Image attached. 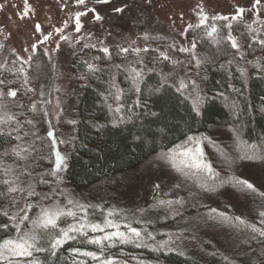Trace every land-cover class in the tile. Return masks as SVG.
<instances>
[{
  "label": "rangeland",
  "instance_id": "rangeland-1",
  "mask_svg": "<svg viewBox=\"0 0 264 264\" xmlns=\"http://www.w3.org/2000/svg\"><path fill=\"white\" fill-rule=\"evenodd\" d=\"M251 3L252 0H109L108 3L88 0L87 8H84L78 6L75 0H27L26 8V0H0V45H3L0 48V64L5 65V68L0 69V80L6 82L5 85H0V89L5 92L10 88L17 90L15 99L5 97V100L22 126L20 135L29 133L20 140L21 146L32 145L30 160L21 164V168L15 170V173L22 181L28 179L25 168L31 170L33 176L37 173L47 175L55 168V151H60L66 163L67 141L71 132L69 121L72 119L76 103L77 85L83 82L82 73L74 69V57L77 56L76 61L83 60L84 52L91 49L100 50L104 46L109 49L147 47L155 51L156 55L160 52L168 53L170 60L165 61L168 63L167 73L176 75V87L180 79L185 80L189 87L183 94L193 102L195 93L192 81H195L197 91L203 97L198 77L200 66L196 63L197 59H202L203 56L201 41L207 37L213 26L222 33L221 26L225 23L209 19L205 25L195 27L199 24L198 6H202L209 17L213 14L230 16L234 13L235 6L250 7ZM93 8L95 13L89 11ZM116 8L124 10L116 12ZM77 11H87V15L81 17L82 29L79 33L75 31L74 14ZM259 11V19L264 20V6ZM97 13L102 19H95ZM256 20L257 16L246 13L239 21H229L235 29L233 35L242 45L238 54L247 60L254 59V55L247 54L246 51L254 42L245 25L250 23L253 28L261 27ZM36 25L40 26V31L36 30ZM188 25L193 27L189 29ZM57 29L63 31L58 32ZM45 35L50 39L45 41ZM261 35L264 36V32ZM61 36L67 39H61ZM145 36L148 37L147 40L144 39ZM209 37L213 40V36ZM33 44L36 45L35 49L32 48ZM86 44L96 47L85 48ZM193 44L195 48H192ZM180 47L189 48L191 51L181 53L178 51ZM173 61L178 63L174 64ZM21 68L23 72L18 71ZM9 81L12 83H7ZM33 103L36 105V112L31 110ZM27 120H32L33 123L27 124ZM15 123L13 121V124ZM2 127L11 130L8 126ZM51 130H55L57 137L54 150L48 147L51 141L47 132ZM191 136L201 139L200 146L204 149L205 159L212 164L219 174L218 177L201 180V174L192 168H184L183 173L178 172L160 159L161 152L150 156L134 169L109 174L81 189L60 183L57 177L60 178L61 170L57 177L51 176L52 184L45 187L38 184L36 191L51 195L52 190H55V200L60 201L62 205L67 203L65 196H70L85 205H100L105 213L115 209L116 212L127 215L130 220L150 221L138 225L134 223L133 226L144 232H152L155 236L166 234L163 239H157L156 236V242L169 240L171 236L167 247L169 249L189 253L202 251L206 240L203 243L202 241L206 233L214 237L216 242H227L231 245L234 243V236L230 235L227 227L218 219L210 218L216 215L211 213V209L240 216L259 226L258 211L264 210V197L239 186L234 187L228 181L232 176H237L251 182L258 192H264V155L256 152L252 159H242L243 153L227 128L211 127ZM60 140L65 143H59ZM183 143H186V139L177 145ZM175 147L176 145L170 150ZM247 151L249 155L253 154V150ZM42 155L44 159H41ZM156 185L161 187L158 189ZM39 198L37 196L30 199L35 204ZM157 199H182L183 203L173 205L172 209L161 208L168 214L164 216V225L154 233L151 227L154 218L145 211L141 213V210L153 212L151 206ZM44 203L47 205L49 201ZM173 210L179 214L173 215ZM89 211L91 213L93 210ZM35 212H39V208H36ZM91 218L102 223L99 208ZM67 222L74 221L69 218ZM178 222L184 223L185 227L180 229L176 225ZM121 223L123 224L122 221ZM61 226L65 224L61 222ZM187 228L192 231L202 230L203 239H189L183 234ZM15 236L16 234H13L5 239ZM109 254L126 261V264H150L143 260H123L116 253ZM88 264L92 262L89 260Z\"/></svg>",
  "mask_w": 264,
  "mask_h": 264
},
{
  "label": "trees",
  "instance_id": "trees-1",
  "mask_svg": "<svg viewBox=\"0 0 264 264\" xmlns=\"http://www.w3.org/2000/svg\"><path fill=\"white\" fill-rule=\"evenodd\" d=\"M216 38V34H213V40L207 35L201 41L204 62L198 75L203 91L199 114L193 111L191 99L177 91L176 75L167 73L168 63L156 59L155 51L141 55L144 64L131 65L143 69V77L135 85L140 91L135 90L127 71L129 62L137 59L134 53H120V49L111 47V58L103 57L95 49L84 52L83 60L76 61L77 56L74 57V69L82 73L83 82L76 88L71 119L75 123H69L68 155L59 182L77 189L85 188L109 174L134 169L150 156L166 152L187 136L211 127L227 128L235 142L237 135L246 142V150H253L250 146L255 145V153H264V48L252 43L246 51L253 54L254 59H241L242 56L226 43L217 45L214 42ZM85 61L96 64L100 70L90 73ZM257 62L261 67L256 66ZM241 70L244 75H241ZM113 80L123 91L119 114L122 121L115 120L112 111L115 103L110 93L116 91L111 87ZM3 129L0 135V167L11 166L18 171L27 160H19L10 149L21 145V142L16 139L15 132L9 135L11 130ZM44 177L49 183L41 187L53 183L50 174ZM5 178L0 172V181ZM0 191H6V186L0 185ZM3 204L10 212L15 211L9 207L8 199H3ZM165 211L161 208L151 213L145 211L154 218L151 225L154 233L164 225V216L168 214ZM217 219L234 236L231 245L216 242L208 233L203 239L202 230L187 228L183 234L189 239H203L202 243L206 240L202 251L189 253L158 248L156 241H148L152 247L118 244L109 253H116L123 260H143L150 264H264V238L257 236L253 239L256 234L236 221L228 223ZM176 225L180 229L185 227L182 222ZM13 234L16 233L12 223L0 215V241ZM156 236L163 239L166 234ZM72 248L96 250L94 246L82 245L78 239L66 243L56 256L47 252L34 253V256L44 264H73L74 259H86L74 257Z\"/></svg>",
  "mask_w": 264,
  "mask_h": 264
},
{
  "label": "snow or ice",
  "instance_id": "snow-or-ice-1",
  "mask_svg": "<svg viewBox=\"0 0 264 264\" xmlns=\"http://www.w3.org/2000/svg\"><path fill=\"white\" fill-rule=\"evenodd\" d=\"M97 3H108L109 0H96ZM75 3L78 6H83L87 8L88 0H75ZM264 6V0H252L251 6H240L237 5L234 7V13L232 15H218L213 14L211 17L205 12L202 6H198L199 9V24L195 27H201L205 25L206 22L211 20H220L225 23L221 26L223 32L218 29L216 26H213L211 32L208 33L209 36L216 34L215 43L221 45L226 43L230 46L231 49L235 50V53L238 54L241 51L242 45L235 35H233L235 29L233 23L229 21H239L241 20L246 13H251L257 16L256 23L261 25L259 28H253L249 23L245 25L247 33L250 35L252 41L261 48H264V36L261 35L264 32V20L259 19L260 9ZM27 8V0H26ZM123 8H116V12H122ZM93 13L96 12L95 8L90 9ZM27 11L25 12V15ZM87 15V11H77L75 16V31L79 33L82 29L81 17ZM96 20L102 19V17L97 13L95 15ZM67 22L65 27H67ZM193 25H188V28L191 29ZM36 30L40 31V26L36 25ZM58 32H62L63 29H57ZM61 39H67V37L61 36ZM50 39L48 35L44 36V40L47 41ZM148 39L147 36L144 38ZM251 45H249L250 47ZM3 45H0L2 48ZM36 45L33 44L32 48L35 49ZM85 48L92 47L95 48V45H84ZM169 47H173L169 45ZM192 48H195V44L192 45ZM227 51V49H222ZM103 57L111 58L110 49L107 46L102 47L99 50ZM135 53L137 59L135 61L129 62L127 71L130 75V79L133 81V86L136 91H140L138 87H135L136 84L143 77V69H137L132 67L134 64H144V60L141 56V53L150 52V48H124L121 47L120 53ZM179 52L185 53L190 52L191 49L180 47ZM163 59L165 61L170 60L168 53L160 52L156 59ZM94 59H101V57H94ZM244 59V57H241ZM203 59H197L196 63L199 67L203 63ZM173 63H178L173 61ZM86 67L90 73H95L100 69L94 63H88L85 61ZM257 67L261 65L257 62ZM119 67V65L117 66ZM5 68V65L0 64V69ZM19 72H23V68L18 69ZM241 75H244V71L241 70ZM167 78H165L166 80ZM4 80H0V85H5ZM7 83H12L11 81ZM27 83V81H26ZM192 89L195 95L193 96V111L199 114V106L202 103V97L197 91V86L195 81H192ZM111 87L115 88L116 91L110 93L112 100L115 103V107L112 109L114 114V119L117 121H122L123 117L119 114L122 111V89L116 87L115 81L113 80ZM189 85L185 80L180 79L178 82L177 91L183 93L187 90ZM18 95L17 90L9 89L5 92L3 89H0V135L3 134V127L8 126L12 132L16 133L17 140H23L24 136H28L29 133L25 132L24 136L20 135L21 124L17 120V117L14 113L11 112L9 108L8 101L5 100V97L15 99ZM22 107L23 105H18ZM111 107V106H110ZM31 110L36 112V105L33 103L31 105ZM13 121L16 123L13 124ZM27 124H32V120H27ZM69 123L74 124L75 121H69ZM47 137L50 139L51 143L48 147L52 150L55 149L57 143V137L55 130L47 132ZM59 143H65L64 140H60ZM237 147L241 149L243 155L241 158L252 159L255 155V145L250 146L253 149V154L249 155L246 148V142L242 140L239 135L236 137ZM194 145L195 147L191 146ZM201 139L195 136H187L186 143L176 145L175 149L169 150L168 152H162L160 154V159L169 163L170 166L178 172H184V168H192L197 170V173L201 174L200 179L203 180L207 177H218L219 174L215 171L214 167L210 162L205 159L204 149L200 146ZM32 145L29 144L28 147H23L21 145H16L11 147L10 152L13 156L17 157L19 160H28L31 156ZM55 168L50 170L48 174L53 177H57V173L62 170L65 166V157L61 155L60 151H55ZM264 155V153H261ZM41 159H44V156H41ZM0 172L6 177L0 181V185L6 186V191H0V198L8 199L9 207L14 208L15 211L10 212L8 208L4 207L3 199H0V215L7 218L9 222L12 223L16 236L15 238L4 239L0 242V264H44V261L34 257V253L47 252L50 256H56L58 250H60L66 243L69 241L80 240L82 245H91L94 246L96 250H86L85 248H72L71 251L74 257H84L88 259H74L73 264H88V260L92 264H126V261L119 260L114 254H109V250L115 248L118 244H134L137 248L140 247H152L149 245L148 241H156V236L152 232H144L138 227L133 226V224H140L142 222L148 223L150 221L135 219L130 220L127 215H122L121 213L116 212L115 209L108 210L106 213L100 205H85L80 203L77 200H74L70 196H65L67 201L66 204L62 205L60 201L55 200V190H52V194L47 193L40 194L36 191L37 185L48 184L49 181L45 179L44 175L37 173L36 176H33V173L28 168L24 169V172L27 173V181H22L20 176L17 175L14 169L11 166L0 167ZM196 173H194L195 175ZM57 179H59L57 177ZM232 186H239L240 188L247 190L251 193L257 194L260 197H264V192H258L256 187L246 179L232 176L228 181ZM223 183V182H222ZM201 186H204L201 184ZM159 189L161 186L156 185ZM178 188L179 185L177 184ZM9 194H19V195H9ZM63 194V192H61ZM39 196V200L33 204L30 198ZM44 201H49L45 205ZM182 199L177 200H164L157 199L151 207L156 210L160 208L172 209L173 205L182 204ZM39 208V212H35V209ZM99 208L102 216V223L94 221L91 216L94 214L95 210ZM89 209L93 211L90 213ZM146 210H141L143 213ZM32 213V215H30ZM211 213H215V216H210L211 219L219 218L222 222L231 223L236 221L239 225H242L249 229L253 235L252 238L256 239L257 236L264 238V210L258 211L259 217V226L256 223H250L246 219L241 218L240 216H229L226 212L218 211L217 209H211ZM178 211L173 210V215H178ZM71 218L73 223L67 222ZM123 222V224L121 223ZM61 222L65 226H61ZM23 226V227H22ZM7 227V225H3ZM123 229V230H122ZM171 241V236L169 240H163L156 243L158 248H166ZM183 255V253H180Z\"/></svg>",
  "mask_w": 264,
  "mask_h": 264
}]
</instances>
